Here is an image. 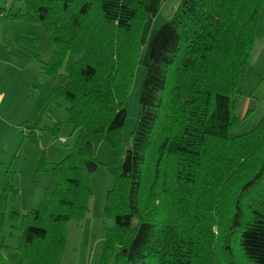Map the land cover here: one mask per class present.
I'll return each mask as SVG.
<instances>
[{"label": "trees", "instance_id": "trees-1", "mask_svg": "<svg viewBox=\"0 0 264 264\" xmlns=\"http://www.w3.org/2000/svg\"><path fill=\"white\" fill-rule=\"evenodd\" d=\"M22 1L0 15L50 35L41 72L66 81L47 108L67 101L75 141L56 162L41 155L35 171L54 185L36 208L11 212L20 234L6 255L0 242V264H61L67 223L89 209L101 141L111 148L104 213L113 224L100 264H264V115L229 134L248 115H232L233 96L264 0H180L157 28L162 0ZM21 41L30 51L37 42ZM136 63L143 78L129 143L120 130ZM52 122L42 130L56 136ZM17 193L10 182L0 189V226Z\"/></svg>", "mask_w": 264, "mask_h": 264}, {"label": "rangeland", "instance_id": "rangeland-1", "mask_svg": "<svg viewBox=\"0 0 264 264\" xmlns=\"http://www.w3.org/2000/svg\"><path fill=\"white\" fill-rule=\"evenodd\" d=\"M179 2L180 0H162L159 12L152 19L151 26L157 28L162 25L171 17ZM22 4V0H0V6H11L13 10L18 6H22ZM262 18V15L258 18L248 63L244 73L240 75L237 85L238 91L233 96L232 115L240 119L249 110L248 115L237 127L230 131V135L249 130L264 115V25ZM7 21L8 25H6ZM12 21L8 17H0V37L10 31ZM27 24H29V36H33L37 40L35 47L36 49L38 48L40 56L45 55V53L49 55L53 45L50 35L38 23L27 22ZM38 52L35 53L39 55ZM63 76L51 75L50 78H59L62 81ZM48 77L46 76L45 78ZM142 78L143 68L139 63H136L126 100V119L120 130L121 136L126 138L129 143L130 132L138 113L136 92ZM41 80L36 85L33 83L29 85L31 102L35 96H38V104L32 109L29 104L31 117H29L28 124L24 122V127L18 131L20 134L18 149L6 163L7 166L5 165L3 169L0 168V188L5 186L8 179V182L12 185L14 183L15 186L19 185L22 189L21 194H16L13 199L8 200L4 210L3 223L0 226V242L6 245L3 249L5 255L13 250L20 234L19 222L11 219V212H25L28 209L36 208L42 197L41 194L39 198L35 196L28 197L26 187L32 181L36 187L44 185L47 183L46 176L51 178L53 182L49 187L54 185V179L50 173L35 171L41 155H44L46 162H56L64 156L75 141V133H72V127L68 122L67 101L61 99L57 106L49 110L47 107L52 86L48 85L50 79ZM49 113H51L52 117L49 116ZM53 118L60 123L56 136L42 130L44 126L53 124ZM38 130L39 133H37ZM28 133L36 135L37 141L31 140L30 136L27 135ZM45 147H48L47 151ZM110 154L111 148L108 143L101 141L97 147V158L100 163L90 175L93 193L89 200V209L79 222L70 220L66 225V247L62 264H100L104 229L113 224V221L104 213L105 194L107 189L113 185V175L107 170L105 165ZM35 157V166L31 169L30 163L33 162ZM12 176H15L14 181H10Z\"/></svg>", "mask_w": 264, "mask_h": 264}, {"label": "crops", "instance_id": "crops-1", "mask_svg": "<svg viewBox=\"0 0 264 264\" xmlns=\"http://www.w3.org/2000/svg\"><path fill=\"white\" fill-rule=\"evenodd\" d=\"M10 10L13 11V9ZM0 17L4 16L0 15ZM7 23L8 21L6 25H8ZM28 25L29 24L25 21L14 19L10 31L4 33L3 37H0V168L2 169L13 153L18 149L20 136L18 131L24 127V122L28 124L29 117H31V114H29V104L31 105V109L38 104V96H35L34 100L32 99L31 102V97L29 95L30 83L36 85L41 79V81H44L43 79H50L48 85L53 88L66 81L64 76L63 80L60 81L59 78H50V76L45 78L46 76L42 74L41 63L46 62L50 58L49 56L54 46L52 45L49 55L45 53V55L40 56L37 50L38 48L36 49V47L30 51L29 47L25 46L21 41L23 36L29 37ZM29 51L35 54L37 59L33 58L31 53L29 54ZM35 52H38L39 55ZM37 133H39V130ZM61 141L63 140L61 139ZM45 148L47 151L48 147ZM35 162L36 157L33 162L30 163L31 169L35 166ZM14 177L15 176H12L10 181H14ZM47 177L48 176H46L47 183L41 186L39 185L36 187L33 181L30 182L29 186L26 187L27 196L39 198L40 194H43L45 188L53 183L51 178ZM6 182H8V179ZM13 186L17 188V194L22 193V189L19 185L15 186L13 183ZM62 263L63 256L61 264Z\"/></svg>", "mask_w": 264, "mask_h": 264}]
</instances>
